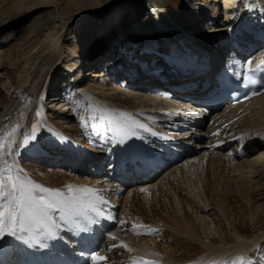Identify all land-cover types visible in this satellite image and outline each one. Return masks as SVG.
Instances as JSON below:
<instances>
[{
  "label": "bare ground",
  "instance_id": "1",
  "mask_svg": "<svg viewBox=\"0 0 264 264\" xmlns=\"http://www.w3.org/2000/svg\"><path fill=\"white\" fill-rule=\"evenodd\" d=\"M29 1L30 3L27 9H29L31 13H35L40 7L43 8L46 6L52 9L54 7L56 10H62L63 8L61 7H64L66 4L64 1L58 2L57 0ZM138 1L139 0H127V6L123 7V9L127 8L129 10H135L136 5L139 3ZM231 1L232 0H219L218 2L224 9V7L226 8V5H229ZM18 2L20 1L17 0L16 3ZM82 2L86 4L79 7L78 4L80 5ZM109 2L111 3V0H76V2L68 4L64 7L63 12L61 14L59 13L60 16H58V18L60 20L55 26V31L50 32V34L46 36V39L36 43L33 48H27L28 50L21 55V61L17 60L18 62L16 65H21V75L18 76L17 80L13 79L11 84L14 86V90L10 96L2 97L0 101V141L5 144L3 150L4 155L3 157H0V167L7 165L11 167L14 172L19 170L20 175L26 176L29 179L32 178L37 181H46L44 182V187L60 189L64 192H67L66 185L70 183H80L84 185V187L88 186L99 189V194L106 191V194H111L109 195V199H105L108 203L100 206L103 212L102 216L109 224V229L107 230V235H109V237L104 248L98 252V255L105 257V259L96 261V264H132L133 260L136 259L137 253L158 258V262H155V264H178L181 262L188 264L190 260L184 259L187 257V251H190L188 242L189 244L196 242L201 246V252L199 255H196V257L191 259L192 261L194 260L192 264H240L247 251L257 246L259 242L264 241V216L259 211L258 205H256L258 207L253 206L256 200H260V198H257L260 194L259 191L264 190V182H261L264 178V136H253L244 144H239L236 148L234 147L235 150L228 152V149L233 142H231L232 140L226 142L229 136L224 135L221 122L230 119V126H232L235 121H245L246 124L252 123L253 125H248V128L251 129L250 133L255 132L254 134L258 135L259 128L262 129L261 125L264 124V94L257 97L249 104L213 111V122L208 128L204 129L205 117L202 118L201 123L194 122V124L188 126L181 111L184 109V106L191 107L190 112L194 113L193 115L195 116L197 112L200 111L204 113L207 111L206 109L201 111V108H198L199 111L196 112V108H193L191 105L182 104V106H178L177 110V107L173 106L174 102L169 103L166 98H164V100L161 98L153 99L150 97L151 95L147 97H140L138 95L129 97L122 89H115V86L107 85L105 83L98 84L97 87L99 88L96 86L92 87L93 84L89 85V81H86V72H83L82 74L77 73L76 76L73 75L70 77L71 80L69 84H71L73 80L77 78L80 79L83 76L84 79L82 78V84L79 83L76 85L81 87L86 96L93 101L94 107L99 111L100 115H102V118L108 121L109 127L105 128L103 125L96 124L94 120H92L93 118L90 119L91 117L89 119L87 117H76L74 109L68 108V111L62 114L64 121H61L59 117L58 119L55 117V119H53L56 123H63L65 128H63L64 130H62V132L54 131V134H51V137L53 138L51 148H49L48 145L44 146L48 150L43 151L45 155H43L42 158L44 157L43 159L46 161L44 165L36 160L30 161V158L35 159V155L38 154L39 150L42 148L39 144L40 135L37 129L39 123L37 122L35 129L29 124L33 112L37 111L43 121L45 120L53 128H57L53 121L48 118L47 110H50V107L44 99L47 98L44 96V85L52 78L54 73L60 72L61 68H64L63 66L70 68L72 74L79 71V65H77L75 61L76 56L71 53L73 55L72 57V55H68L69 53L65 54L64 52L65 37L71 31L73 23L77 24L90 17H98L102 11L108 10V6H105L104 4ZM258 2L260 1L256 0V2L253 3L254 5L251 3V6L260 7L261 10L263 8L262 11L264 12V7L260 6ZM143 3H145L143 7H147V12H149L151 16L157 15L156 13H158V8H160V6L151 2L148 3V1H143ZM115 8L116 7H113L112 10ZM125 9V14H121L119 11L112 13L113 23L111 22V25L115 31L118 30L117 27L113 25L115 24L114 19H117V16L120 15V21L126 20L127 12ZM134 12H137L138 14L141 13V10ZM223 15L229 17L230 21H226L223 24L222 29L220 27L222 26L221 24L220 26L214 24V19L212 20L211 25H206L205 27H210L209 29L212 33L205 36L206 38L199 37L196 39L210 44L212 42H218L220 40L219 37L222 35V30H227L230 27H233L235 23V17H232L234 15L232 14V11H226ZM209 16L205 15V18ZM212 17H214L213 14ZM212 17L209 18V20H211ZM198 20L199 18L195 20V23H197ZM250 21L253 23V20ZM102 42L103 41L100 43L102 44ZM99 51L96 50L95 52ZM100 55L104 58L106 56L105 53H101ZM142 55L148 56L145 52L142 53ZM256 56H258V58H263L261 52H256ZM6 60L7 62L9 61L7 58ZM93 62L94 60L92 59L88 64H92ZM5 64L6 63H2V67H5ZM206 79L212 81L211 75L208 74ZM69 84H66L68 85L67 89L68 87L70 88L69 91L76 88ZM57 95H59V93L52 95L51 101H54L57 98L58 100H61V97H57ZM56 104L57 103L54 105ZM162 105L170 106V109L175 110L174 112L161 111ZM144 107H151V109L143 110ZM138 109L143 111L134 112ZM132 112L136 113L137 116H132ZM121 113L129 114L138 122L143 123L146 129L152 133H156L160 139H162L161 142H164L165 139H169V143H171V140L174 143L184 144L186 146H192L198 143L200 148L205 147L206 144H210L212 146L211 149L214 148V150L209 151L208 153L209 156L207 159L205 176L199 175L198 182L202 185L204 183L205 186L206 198L204 201L200 198L194 197V195H191L190 192H187L184 190V187H182V172L184 170L178 165L181 164L179 161L173 162V164L166 169L165 172L167 173L164 175L158 176L152 180L149 179L150 181L147 179L143 183H134L127 188L123 187V184L119 181V177L113 171H108L102 168L100 164L97 166L98 164H96L95 158H101L105 151V147H103L100 144V141H98L97 135H99V132L108 135V138H110L112 142L118 141L117 143H119V145L114 147L115 153L116 151H119L123 145L129 143L133 139V137L128 139L126 143L119 142L124 136V129L127 124L126 118L121 117ZM183 127H186V129ZM156 130L162 133L155 132ZM69 131H73L74 134L72 135ZM134 131L137 136H141V134H143L144 137L148 136L144 129L137 128L134 129ZM141 131H143V133ZM260 131L264 132V129ZM5 134H8L7 139H4ZM209 135H213L209 142L202 143L203 137L205 138ZM31 136H36L37 139L34 142H29L25 145L24 141L30 139ZM61 138H71V144H73L72 147L79 150V156L80 151H83L82 156H80L81 159H83L82 162H93L97 167L89 168L84 166L82 162L79 163L74 160L76 155L72 154L70 150L63 151L62 153L70 152L69 155H71V157L68 155L63 157L62 155L59 161L60 163L65 162V164H72L73 166L69 170L61 168L60 166H57V168L50 166L52 165L51 159L55 155L56 147L59 149L61 148ZM90 139L94 140V145L89 143ZM31 143L34 144L35 148L31 147L33 145ZM9 148H11V152L9 151ZM246 152L247 156L243 158L242 156L245 155ZM20 156H26V161H21ZM203 156L205 155H201V158H203ZM210 156H214V159ZM68 157L70 158V161H68ZM195 158L197 160L196 156ZM193 163L189 165H192ZM185 166L187 167L188 165ZM88 173L91 174V178L86 176ZM202 179H204L203 182ZM235 182L237 184L239 183L243 188H236ZM167 184L172 185L174 191L172 192V189H169L168 191L170 193L166 195V198H158L156 194L159 190L163 191ZM111 189L114 190L113 193H110L109 190ZM124 190H126V192H124ZM250 191L254 193L252 197L249 195ZM150 194L155 199L152 204L154 205L152 211L156 218L152 221L148 218L143 219V209L145 205L144 196H146L145 199H148ZM161 195H163V193ZM236 201L241 204L240 206L237 205L238 212L232 217L235 207L232 205V202L236 203ZM121 205L123 207L126 206V208H124L122 214H120L121 218L118 222L114 213L116 208ZM128 205H131V207L141 215L143 220L135 221V225L137 224L135 230H132L133 226L130 227L132 232H130V236H127L128 240H126V243L123 244L120 238L117 237V234L122 233L127 226L123 223L119 229L114 230L112 227L116 223L122 224L121 221L127 222L129 220L127 215ZM158 205L159 207H157ZM250 208L254 209V214H257L258 219H260L259 225L256 229L258 231H256L254 235H248V233H246L248 229L246 230V227L244 226L246 221L244 213L247 214L249 211L253 213ZM105 209H108V211H105ZM194 209L195 212L201 213H205L209 209L214 210L212 218L214 221L216 220L221 227V230L216 231L217 235L214 234L216 233L215 231H210L211 227L209 224L201 223V219L205 216H202L203 218H198L193 214ZM201 213L199 215H201ZM94 218L97 217L93 216V219ZM62 222L63 221L58 219L56 220V223L60 228H62ZM229 224H231L229 230L232 231L230 234L227 229ZM141 225L143 227H140ZM103 226L106 225L103 224ZM150 229L155 230L150 233V235L153 234L155 240L153 238H139L140 234L148 235ZM161 230L168 233L169 235H167L169 237H173L174 239L172 241L176 240L175 242H177L180 240V242H182L181 239L184 240L185 243H187V247L183 250H181V248L184 247L177 249H174L173 247L168 248L169 245L167 247V245L162 243V236H158V233ZM259 230L261 232H259ZM202 234L203 237L201 236ZM111 237H114V239ZM215 237L220 238L221 240L219 241L221 242L216 243L218 240ZM228 238H231V240L234 239V242L232 240L234 245L231 247H225L222 245L227 244L226 240H228ZM7 242L9 243V249H12V246L17 247L18 245V241L14 238L5 239L0 243L5 244ZM114 245L123 248L125 250V255H119L116 257V252L113 251ZM14 252H19V249L16 248ZM108 256H110L111 259H107ZM90 264H93V261H91Z\"/></svg>",
  "mask_w": 264,
  "mask_h": 264
},
{
  "label": "rangeland",
  "instance_id": "2",
  "mask_svg": "<svg viewBox=\"0 0 264 264\" xmlns=\"http://www.w3.org/2000/svg\"><path fill=\"white\" fill-rule=\"evenodd\" d=\"M19 1L20 2L16 3L17 0H0V11H1L0 12V65L2 63H6L5 67H2V65L0 66L1 67L0 68V101H1L2 97H9L10 96V94L14 90V86L11 84L13 82V79L17 80L18 76L21 75V69H20L21 65H19V64L16 65V63L18 61H21V59H22L21 55L26 50H28L27 48H33L36 45V43H38L39 41H41L43 39H46V36L49 35L50 32L55 31V28H56L55 26H56L57 22L60 20L58 18V16H60V14L63 12L64 7H66L68 4H72V3L76 2V0H57L58 2H63L64 1L66 3L64 5V7H61V8H63L62 10H59V9L56 10V8H54V7L52 9V8L46 6V7H43V8L40 7L39 9H37L35 11V13H31V11H29V9H27L28 6H29L30 1L29 0H19ZM26 1H27V4H26ZM143 1H146V2L148 1V3L151 2V3H154V4L158 5V6L160 5V3H165L167 1H169L170 6L176 8L177 10L180 7H182L181 14H182V17L184 19L189 17L190 11L187 10V8L195 9V7H196L198 9L200 4L203 5V6L204 5L207 6L208 9L207 8L206 9L208 11V14L211 13L213 15L214 14L216 15V16L214 15V17H212V20L215 19L214 21L216 23L219 21V18L221 19V15H223L226 12V10H225L224 13H222L220 10L217 11V7H215L216 1H213V0H204L203 2H200L199 0H194V1L193 0H139L138 1L139 3L136 5L135 10H131V9L129 10L127 8L126 9L124 8L126 10V12H127L126 13V15H127L126 20H121L120 21V15H118L117 19H114L115 24H113V25L116 26L117 25L116 23H118V24L120 23L119 29H121V28L126 29V30L133 29L134 26H135V23L133 21H134V19H136L135 14H137V12H134V11L141 10V13H143L144 11L147 12V7L146 8L143 7V5L145 4V3H143ZM258 1L261 2V0H258ZM126 2H127V0H111V3L109 2L110 4L109 3H105L104 4L105 6H108V8H107L108 10L107 11H102L98 15V17H96V18L95 17H90L88 19L84 18L86 20L81 21L80 23H77V24L73 23V25L71 27V31L65 37V48H64L65 54L69 53L68 54L69 56L73 54V55L76 56L75 60H77L76 58L81 59L82 58L81 56L83 54L87 55V54L91 53L92 51L93 52L96 51V50L99 51V49L101 47V43L100 42L104 38L103 36L108 37L106 39V42H102L104 44V46L105 47H110V45H111L112 48L114 49L115 48V45H114L115 39H113L112 37H109V33H111L110 30H112V29L114 30V28H112V25H111V22L113 21L112 13H114L115 11H119L121 14H125L124 13L125 11H124L123 7L127 6ZM83 4H86V3L82 2L80 5L78 4V6L79 7L80 6H84ZM227 6L229 7L230 4L226 5V7ZM260 6L264 7V4H260ZM113 7H116V8L114 10H112ZM210 7L211 8L215 7V9L211 11ZM220 12L222 14H220ZM219 14H220V17H219ZM226 18L227 19H224L223 22L219 21L220 23H218V26H220V24L222 25V26H220L221 29L223 28V24L226 21L227 22L230 21L229 17H226ZM106 32H108V33H106ZM93 34H95V35H93ZM104 34H106V35H104ZM91 35H92V40H91V37H90ZM120 36L122 37L123 35H120ZM118 37H119V35H118ZM204 38H206V37H204ZM203 39H202V41H203ZM139 43L141 44V43H143V41L139 40V39H136V44L138 45ZM21 51H22V53H21ZM144 52L147 53L148 56H150V53H151L150 51L143 50L142 53H144ZM73 55H72V57H73ZM6 58L9 60L8 62H7ZM60 75H61L60 72L54 73L52 78L44 85L43 88H44V91H45L46 95L52 96V95L56 94V93H53V90L55 88L58 91H59V89H60V91L63 90V89H61V87L58 86L59 85V81H61V76ZM86 77L88 78V76H86ZM62 81H64V80H62ZM64 84H67V83H64ZM88 84L89 85L93 84L92 87L96 86L95 83H93V82H88ZM62 94H64V92H62ZM48 100L49 101H46V103L51 102L52 99L51 100L48 99ZM67 111L68 110L61 111L59 114L53 113V112H49V114L52 115V116H55L56 119H58V117H59V119H61V121H64V118H62V114L67 112ZM74 112H75V110H74ZM0 113H1V110H0ZM75 115H76V117H86V116H83V115H78L76 112H75ZM35 116H36V112L34 111L32 116H31V119L29 121V124L32 126L33 129H35V126H36L37 122L39 123L37 129H38V133L40 135L39 144H40V146H42V148H41L42 151L39 150L38 154L35 155V159L34 158H30V161H32V160L43 161V162H40L43 165L46 162L43 159L44 157L42 158V156L45 155V153H43V151L44 150L48 151L47 148L44 147V146L52 144V139L53 138L51 137V134L52 133L54 134V131H61L62 132V130H64L63 128H65V125L63 123L62 124L55 123V126H57V128H53L52 126L50 127L46 122H44V121L41 122V120H39ZM92 116L94 117L95 114L92 115ZM55 118L53 117V119H55ZM87 118L89 119L90 117H87ZM53 119L51 121H53ZM90 119H92V118H90ZM92 120H94V119H92ZM94 122L96 124H99V125L102 126V124L96 122L95 120H94ZM69 123H72V122H69ZM244 123H245V121H243V122L242 121H235L232 124V126H234V128L235 127L244 128V127H246L249 124L253 125L252 123H247V124L246 123L244 124ZM204 126H205V123H204ZM261 126H262V129H264L263 128L264 124H262ZM262 129L259 128V130H262ZM155 132L162 133V132H160L158 130H156ZM238 133H240V132H237V128H236V130H234V134L238 135ZM71 134L73 135L74 133H71ZM252 134L253 133L249 134L247 132L246 136L242 135L243 139L245 141H246V139L248 140L249 138H251ZM203 139H204V137H203ZM31 144H33V143H31ZM31 147L35 148L34 144ZM27 153H30V152H27ZM20 159H21V161H24V160L26 161V156H20ZM185 174L186 175H184V180H185L184 184L192 192L198 191L196 193L200 194L202 196V198H203V201H204L205 198H206V196H205V194H206L205 186H204V183L202 185L200 182H198L199 181V175L205 176V171L203 170V167L199 166L197 171L196 170L193 171V172L188 171ZM203 180L204 179H202V182H203ZM261 182H264V178L261 180ZM235 187L239 188V189L243 188V187H241V185L239 183L238 184L236 183ZM167 188L168 189H165V190L162 191L163 195H160L161 198H166V195L169 194L168 190L172 189L170 186H167ZM186 191L189 192L188 190H186ZM259 192H260V194H259V197H257V198L258 199L260 198V200H256L255 203L253 204V206L255 207L256 205H258L259 206V211L264 216V195H263L264 193H262V192H264V190H261ZM253 194L254 193H252L250 191L249 195L251 197H252ZM191 195H193V194H191ZM194 197H196V196L194 195ZM197 198H199V196H197ZM151 201H152V199H151ZM232 203H233L232 205L235 206L234 207V212L232 213V217H233L234 214H236V212H238L237 205L240 206L241 203H239L237 201H236V203H234V202H232ZM149 205L150 204H148L147 207H146L147 211L153 210V208L151 206H149ZM258 206H256V207H258ZM209 210H208L209 212L206 211L205 213H201V215H199L200 212H196L198 215L197 214H194V215H196L198 218L199 217L203 218L202 216H205L203 219H201L202 220L201 223L209 224V226L211 227L210 228L211 232H213V231L216 232V231L221 230V227H220L219 223L216 222V220L214 221V219L212 218L213 217L212 209H209ZM250 210L253 213H251L250 211L248 213H251V214H248V213L245 214L244 213V217H245V220H246L244 226L246 227V230L248 229V231L246 232V233H248V235H254V233L256 231H258L256 229H257V227L259 225L260 219H258L257 214H254V209L253 208H250ZM144 218H146V217H144ZM230 225L231 224H229L227 226L229 234H230V232H232L231 230H229ZM223 230L226 231L225 229H223ZM162 231L159 232L158 235L162 236L164 241H166L165 244L169 245L168 248H170V247L172 248L173 247L174 249H177V248L184 247V248H181V250H183V249H185L187 247V245H184L185 242L183 240H181L182 242H179V241L175 242V240L172 241L174 238H171V237L169 238V236L166 235L168 233H166L165 231H164L165 232L164 233ZM250 232L251 233L253 232V233L251 234ZM259 232H261V231L259 230ZM214 234L217 235V232L214 233ZM201 236L203 237V234ZM245 238H248V237H245ZM216 239L218 240V242H216V243H220L221 242V241H219V240H221L220 238H216ZM167 240H169L170 243ZM232 240L234 242V239H232ZM232 240H231V238H228V240H226V243L227 244L230 243V245H231V244H233ZM181 245H183V246H181ZM189 246H190V251L189 250L187 251V256H190V257L191 256H195L196 257V255L198 256L199 254H197V253L200 251V246L198 244H196V243H190ZM259 255H261L262 258H264V245H263V250L261 251V253ZM253 258H255V256ZM189 260H188L189 261L188 264H192L193 261H194V260L192 261L191 259H189Z\"/></svg>",
  "mask_w": 264,
  "mask_h": 264
},
{
  "label": "snow or ice",
  "instance_id": "3",
  "mask_svg": "<svg viewBox=\"0 0 264 264\" xmlns=\"http://www.w3.org/2000/svg\"><path fill=\"white\" fill-rule=\"evenodd\" d=\"M250 72V69L243 72V79L255 82ZM240 76L241 74L238 73L237 79H240ZM256 94L257 92H253V95ZM120 115L127 120L120 143H126L128 139L135 137L134 129L147 130L143 123L138 122L131 115L125 113ZM7 135L5 134L4 139H7ZM152 135L156 133L153 132ZM36 139V136H31L30 139L24 141V144L27 145ZM4 148L5 144L0 141V157L4 155ZM9 151L11 152V148ZM99 192L100 190L96 188L76 187L71 184L67 185V192L44 187L20 175L19 170L14 172L7 165L0 167V242L8 238L22 241L24 240L23 234L37 232L46 233L54 238L57 235L56 229L59 228L56 223L57 219L74 223L79 231L88 232L90 225L97 222L93 216H102L100 206L108 203ZM121 223L125 222L121 221ZM136 227L137 225L134 224L132 230ZM152 231L155 230L150 229L149 234ZM111 238L114 239V237ZM81 255H86V253L82 252ZM91 259L95 264L96 261L104 260L105 257L92 252ZM132 264H155V262L138 258V260H133Z\"/></svg>",
  "mask_w": 264,
  "mask_h": 264
}]
</instances>
